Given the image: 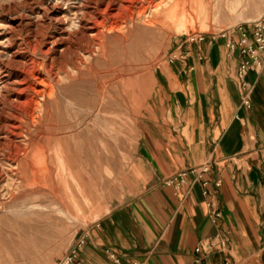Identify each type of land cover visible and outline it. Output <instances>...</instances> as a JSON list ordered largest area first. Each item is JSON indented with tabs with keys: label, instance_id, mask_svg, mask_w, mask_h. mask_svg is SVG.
I'll use <instances>...</instances> for the list:
<instances>
[{
	"label": "rangeland",
	"instance_id": "rangeland-1",
	"mask_svg": "<svg viewBox=\"0 0 264 264\" xmlns=\"http://www.w3.org/2000/svg\"><path fill=\"white\" fill-rule=\"evenodd\" d=\"M105 6L0 0V264L77 253L122 199L154 67L179 41L225 37L264 17V0H155L94 26Z\"/></svg>",
	"mask_w": 264,
	"mask_h": 264
},
{
	"label": "crops",
	"instance_id": "crops-1",
	"mask_svg": "<svg viewBox=\"0 0 264 264\" xmlns=\"http://www.w3.org/2000/svg\"><path fill=\"white\" fill-rule=\"evenodd\" d=\"M238 37L179 41L154 67L122 199L86 231L83 264H264V64L243 102Z\"/></svg>",
	"mask_w": 264,
	"mask_h": 264
},
{
	"label": "built area",
	"instance_id": "built-area-1",
	"mask_svg": "<svg viewBox=\"0 0 264 264\" xmlns=\"http://www.w3.org/2000/svg\"><path fill=\"white\" fill-rule=\"evenodd\" d=\"M239 37L236 40L227 38L226 45L232 49L236 45L240 53H242V59L240 60L236 74L238 77L239 85L243 89L242 101L248 100L251 84L243 79L245 71L252 65L259 67L264 64V17L257 18L250 21L246 26L239 27ZM221 35H225L222 33ZM201 38V37H200ZM205 169V165H201V170ZM183 173V172H182ZM171 179L166 180V182ZM204 184V181H202ZM199 247L197 246L196 249ZM55 264H83L75 251L70 249L61 258H59ZM124 264H146L145 260L126 261Z\"/></svg>",
	"mask_w": 264,
	"mask_h": 264
},
{
	"label": "bare ground",
	"instance_id": "bare-ground-1",
	"mask_svg": "<svg viewBox=\"0 0 264 264\" xmlns=\"http://www.w3.org/2000/svg\"><path fill=\"white\" fill-rule=\"evenodd\" d=\"M154 1L155 0H105V5L106 6L104 7V9H101V11H99L101 13L100 19H96L92 23H93L94 26H104V15H109L110 17H114L115 15H119V14L123 15V13H126L128 16H131L132 12H133V6L136 7V9H135L136 11H138L139 13H143L146 10L147 7H152L153 6ZM162 2L163 1H161L159 4L155 5L154 7H158L159 5L162 4ZM137 4H140V5L138 6ZM113 7L116 8L115 12L111 11V9ZM91 13L92 12H90V14ZM117 21L113 20L114 24H117L116 23ZM112 23H111V25H112Z\"/></svg>",
	"mask_w": 264,
	"mask_h": 264
}]
</instances>
